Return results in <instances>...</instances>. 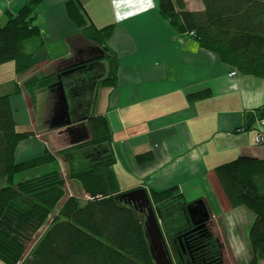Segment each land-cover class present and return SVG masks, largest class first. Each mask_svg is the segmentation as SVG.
Segmentation results:
<instances>
[{"label":"trees","instance_id":"obj_1","mask_svg":"<svg viewBox=\"0 0 264 264\" xmlns=\"http://www.w3.org/2000/svg\"><path fill=\"white\" fill-rule=\"evenodd\" d=\"M43 0H31L16 15L0 16V65L13 63L16 76L33 70L40 61L26 50L25 42L40 41V28L33 23L35 7ZM203 10L189 11L184 0H158V11L177 32L193 37L201 48L215 53L219 60L238 73L264 77V0H200ZM65 12L78 33L69 37L72 57L56 62L48 74L35 72L22 83L30 102L39 92L49 94V130L59 107L61 84L67 99L70 126L65 127L68 145L58 151L67 166V179L76 183L81 196L67 194L66 180L52 171L14 184L17 174L54 162L45 148L42 155L18 162V144L35 138L32 129L18 132L10 98L21 93L0 95V262L2 264H154L145 235L144 212L121 199L113 171L115 154L106 117L94 114L96 93L100 88H117L118 61L107 42L113 25L97 28L78 0H67ZM2 16L5 17L4 21ZM67 72L65 75L62 73ZM211 96L202 90L187 95L189 102ZM264 118V109L246 114L236 131H249ZM259 127H261L259 125ZM263 140L264 134L255 136ZM254 138V141H255ZM152 160L150 153L136 157L138 164ZM215 180L230 209L242 207L253 215L248 230L251 259L264 260V157L239 156L214 168ZM150 200L165 237L180 263L179 246L173 240L189 228L187 215L179 230L166 222L172 205H186L177 187L150 192ZM176 202V203H175ZM51 219V220H50ZM50 221L45 230L39 231ZM187 220V222H186ZM190 246L200 248L192 256L210 264H224L221 243L205 229L202 238ZM182 262V260H181ZM185 264V263H184Z\"/></svg>","mask_w":264,"mask_h":264},{"label":"crops","instance_id":"obj_2","mask_svg":"<svg viewBox=\"0 0 264 264\" xmlns=\"http://www.w3.org/2000/svg\"><path fill=\"white\" fill-rule=\"evenodd\" d=\"M30 1L0 0V16L6 12L16 15ZM66 1L43 0L35 8L33 23L40 28L43 47L36 40L26 50L35 53L38 61L46 59L53 64L73 55L69 37L77 34L78 29L66 15ZM78 2L97 28L114 26L107 47L118 61V85L97 90L93 112L107 119L116 158L113 171L120 192L143 188L150 198L151 191L177 187L184 204L202 202L210 229L222 241V221L248 211L228 207L215 180L214 168L239 156L264 157V144L254 141L257 133L264 134V127L256 123L252 130L236 131L244 125L248 112L264 109V77L238 73L215 53L201 48L193 37L177 32L159 14L158 0ZM184 3L189 11L203 10L200 0ZM232 72L236 74L230 76ZM15 77L13 73L12 79L5 78L0 89L12 92L8 87L14 90L18 84ZM207 89L210 97L187 100L188 94ZM26 96L22 92L11 96L10 104L15 123L25 126L24 131L35 132L29 117H35V110ZM16 105L20 115L16 114ZM58 134L51 131L49 138L42 141L35 133V138L20 142L16 160L34 159L45 148L50 152L49 145L56 151L62 150L67 138ZM144 153H150L152 160L138 164L136 157ZM62 163L56 159L46 165L58 164L62 168ZM38 168L21 172L27 177L24 180L43 175L33 174ZM185 212L179 203L170 207L166 222L171 230L184 226ZM161 229L164 233L162 226Z\"/></svg>","mask_w":264,"mask_h":264},{"label":"rangeland","instance_id":"obj_3","mask_svg":"<svg viewBox=\"0 0 264 264\" xmlns=\"http://www.w3.org/2000/svg\"><path fill=\"white\" fill-rule=\"evenodd\" d=\"M3 19H5V17H3ZM36 40L37 39L35 38V39H31V40L25 42L26 49L29 50L30 44L32 42H35ZM37 42H39V45L41 44L40 41L37 40ZM31 49H32V46H31ZM59 61H62V60H58L56 62H59ZM56 62L53 64H50L51 63L50 60H48V61H46V59L41 60L40 63L38 62V64L33 68L32 72L40 69L38 72H36V74L51 73L54 71ZM13 73L14 72H13V63L12 62H8V63H5L3 65H0V82L4 81L5 78L9 79V80L12 79ZM29 76L30 75L28 73H26L24 76H18V77L16 76L15 77L16 83H18L15 85H18L19 87H21V92L24 96H26V92L22 89V83L24 80L29 78ZM22 79H24V80H22ZM4 89H5V87H4ZM8 89L10 91H13V88L11 86L8 87ZM6 93H7V91L0 89V95L6 94ZM42 93H44V92L37 93L36 99H37V96H40V94H42ZM47 95L49 96V94H46V96ZM46 96L41 95L38 99V102L33 103V108L35 110V112H34L35 117L33 118V116L29 115L30 120H31V125L34 126V131H35L34 133L39 135V137H41L42 141H44L46 138L47 139L49 138V133H51V131L54 133H57V134L59 133L58 135H66L65 127L55 128L54 130H49L47 128L48 124L46 121L49 120L50 111H49V101H48V98ZM16 106L18 108V109H16L17 110L16 114L20 115L19 106L18 105H16ZM24 127L25 126L21 125V123L16 124V129L18 132L24 131V129H23ZM57 139L59 140L58 137H57ZM64 144L66 146L68 145V143H64ZM64 144H62V147L65 146ZM60 146L61 145H58V149L61 148ZM48 147L50 150V154L53 155L54 157H56L55 159H60L63 161V163H62L63 167L60 168V166L58 164H55L54 166L53 165H46L43 167H39L38 169H40V170L33 172V174H36L38 172H41V174H44V173H49L51 171H57L67 181L66 182L67 186L65 187L67 194L71 193V194L81 196L78 185L76 183L73 184V183L68 181V179H67V166H66V163L64 162V160L61 157H59V155H57L58 151L54 150L55 148L53 146L51 147V145H49ZM25 178H27V177L24 176L23 173L17 174L16 176H14V184L24 180ZM209 200H211V199H209ZM235 213L236 212H234V214ZM246 213H248V214H246ZM246 213L239 214L240 216H238L237 218L234 216V218L233 219L231 218V220H226L225 222L222 221L223 225L221 224L222 230H221V233H219V236H220L219 238L222 239V237H223L222 241L220 240V243H221V258H222L224 264H248L250 259H251L250 246H249V241H248V230H249V227H250L253 219L251 218V213L249 211ZM157 218H158V216H157ZM220 218H221V216H220ZM237 220H238V222H237ZM158 221L160 224L159 219H158ZM49 223H50V221L48 220L45 223V226L36 235L35 239H37L39 237V235H41V233L45 230V228L48 226ZM219 225H220V223H219ZM172 254H174V253L172 252ZM180 263H181V260H180ZM261 263L264 264V260L261 261ZM0 264H2V262H0Z\"/></svg>","mask_w":264,"mask_h":264},{"label":"water","instance_id":"obj_4","mask_svg":"<svg viewBox=\"0 0 264 264\" xmlns=\"http://www.w3.org/2000/svg\"><path fill=\"white\" fill-rule=\"evenodd\" d=\"M67 72H71V70H68L62 74L65 75ZM58 96L60 105L55 109V116L51 119V122L53 127L56 128L68 127L70 126L71 122L69 118L67 99L60 83L58 88ZM121 199L128 205L132 206L134 209H137L140 212H144L145 235L148 240L149 252L154 264H173L171 259L172 253L168 249L166 239L160 227L159 221L157 219L147 191L143 188L128 191L121 195ZM185 209L188 223L193 228L177 236L173 240V244L178 243L183 253L187 251L192 256V254L195 251L199 250L201 247L195 249L194 246H190V239H193V241L197 240V238L194 239V236H196L195 234H199L198 236H202V231L205 229L209 215L206 212L201 201L189 204ZM196 217H199L198 221L194 220V218ZM192 263L196 264L193 261Z\"/></svg>","mask_w":264,"mask_h":264},{"label":"flooded vegetation","instance_id":"obj_5","mask_svg":"<svg viewBox=\"0 0 264 264\" xmlns=\"http://www.w3.org/2000/svg\"><path fill=\"white\" fill-rule=\"evenodd\" d=\"M201 219V218H200ZM194 220L195 221H198L199 220V217H196V218H194ZM208 222H209V220L206 222V226H205V229H210V226H209V224H208ZM193 227H191L190 226V224H189V228L185 231V232H187V231H189V230H191ZM204 229V230H205ZM203 230V231H204ZM211 230V229H210ZM203 231H202V233H203ZM211 232H212V230H211ZM184 233V232H183ZM213 233V232H212ZM196 236H194V239H196L197 238V240L198 239H200V238H202V236L200 235V236H198L199 234H195ZM199 237V238H198ZM216 237V236H215ZM217 238V237H216ZM191 241H190V243L193 241V239H190ZM219 241V240H218ZM175 244H177V243H175ZM177 249H178V255H179V257H180V259L182 260V262L181 263H185V264H194V263H192V261L193 262H195L196 264H210L209 262H207V260H205V259H202V260H197V261H195V259H194V257L192 258V256L189 254V252H187V251H185V253H183L182 252V250H181V248H180V246H178L177 247ZM194 259V260H193Z\"/></svg>","mask_w":264,"mask_h":264},{"label":"built area","instance_id":"obj_6","mask_svg":"<svg viewBox=\"0 0 264 264\" xmlns=\"http://www.w3.org/2000/svg\"><path fill=\"white\" fill-rule=\"evenodd\" d=\"M190 35H192V34H190ZM235 74H236L235 72H232V73H230V76H234ZM259 125L261 127H264V118L259 121ZM262 140H263V137L262 136H259V135L255 138V142L256 143H259Z\"/></svg>","mask_w":264,"mask_h":264}]
</instances>
